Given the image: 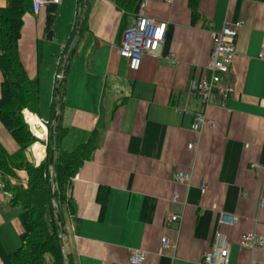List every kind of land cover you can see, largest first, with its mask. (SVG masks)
I'll return each mask as SVG.
<instances>
[{
    "label": "crops",
    "instance_id": "1",
    "mask_svg": "<svg viewBox=\"0 0 264 264\" xmlns=\"http://www.w3.org/2000/svg\"><path fill=\"white\" fill-rule=\"evenodd\" d=\"M117 1L61 0L35 14L25 0L22 16L19 57L43 100V111L31 114L47 127L61 74L56 114L65 134L58 150L72 151L94 133L95 149L70 186L74 212L64 211L71 264H128L132 248L146 252L142 264H202L218 230L230 242L229 264H249L241 236H264V60L258 58L264 0H132L126 8ZM7 2L0 0V8ZM142 2V14L165 22L167 30L155 55L131 71L116 48ZM236 21L242 26L225 78L232 94L223 106L216 95L210 98L205 115L214 126L195 132L190 126L201 105L190 80L204 72L212 33ZM33 135L39 142L26 157L38 164L47 138ZM35 143L43 148L38 154ZM178 171L191 173L188 184L173 179ZM0 190L9 197L1 178ZM174 214L180 222H169ZM220 217L233 222L220 224ZM18 232L17 211L8 212L0 197V264H8L6 256L18 247Z\"/></svg>",
    "mask_w": 264,
    "mask_h": 264
},
{
    "label": "trees",
    "instance_id": "2",
    "mask_svg": "<svg viewBox=\"0 0 264 264\" xmlns=\"http://www.w3.org/2000/svg\"><path fill=\"white\" fill-rule=\"evenodd\" d=\"M131 1L118 0L117 6L126 8ZM192 4L195 5V0ZM24 6L25 0H8L6 6L0 8V122L19 146L15 153H8L0 143L2 189L9 194L8 204L19 208V245L6 260L8 264H71L61 247L60 231L65 209L74 212L70 186L82 163L90 159L95 149L94 133L72 151L58 150V142L65 134L57 114L56 121H52L54 113L60 109L58 92L50 106L45 157L38 164L27 159L26 151L37 139L21 111L26 108L38 114L40 94L37 80L28 77L19 57ZM20 172L25 173V179L20 177ZM105 199L104 194L98 195L102 208Z\"/></svg>",
    "mask_w": 264,
    "mask_h": 264
},
{
    "label": "built area",
    "instance_id": "3",
    "mask_svg": "<svg viewBox=\"0 0 264 264\" xmlns=\"http://www.w3.org/2000/svg\"><path fill=\"white\" fill-rule=\"evenodd\" d=\"M171 2L172 0H166ZM32 10L37 14L42 8L49 5H59L61 0H31ZM145 3L142 2L140 11L132 26L127 27L121 41L116 48L118 56L123 58L129 70L136 71L140 68L144 56H154L158 47L163 44L166 36L167 24L158 22L151 17L142 14L141 9ZM242 26L241 21H236L233 26L224 23L222 28L212 33V48L204 72L199 77L190 80V89L199 99L201 108L193 115L191 130L200 132L203 125L214 126V122L205 115V108L213 95L217 96L219 106L232 94V87L225 82V78L231 71V66L236 55L235 39L237 30ZM258 58L264 60V49L258 54ZM61 79L57 74L55 81ZM27 112H24V120L29 124L30 129L35 133L34 125L28 119ZM42 125L43 123L40 122ZM45 125V123H44ZM189 149L194 144H188ZM173 179L177 182L188 184L191 180L190 172L178 171L174 173ZM177 195L173 196V200ZM264 207V199L259 202V208ZM180 222L181 216L171 215L169 222ZM220 224H231L233 218L224 220L220 217ZM61 236V235H60ZM168 246L167 239L161 238V248ZM239 246L250 254L249 264H264V236L256 233H245L241 236ZM230 242L226 235L218 230L214 235V242L211 248L204 253L202 264H229ZM257 255H260L257 258ZM146 259V252L138 249H130L128 252V264H142Z\"/></svg>",
    "mask_w": 264,
    "mask_h": 264
},
{
    "label": "rangeland",
    "instance_id": "4",
    "mask_svg": "<svg viewBox=\"0 0 264 264\" xmlns=\"http://www.w3.org/2000/svg\"><path fill=\"white\" fill-rule=\"evenodd\" d=\"M43 102V100H42V98H41V100H40V103H42ZM39 103V104H40ZM42 105V104H41ZM40 109H41V111H43V109H42V106L40 107V105H39V111H40ZM24 112H27V113H30L31 114V111H29L28 109H23L22 111H21V113H22V116H23V118H24ZM42 113V112H41ZM29 114V115H30ZM29 119H34V118H36L35 116H33V117H31V116H29L28 117ZM0 129L3 131V133L5 134V135H3L2 136V134H0V139H1V141H4V147L7 149V150H9V151H17L18 150V148H19V146H18V144H17V142L15 141V139L12 137V135L10 134V132L5 128V126L0 122ZM39 138H44L45 136H46V134H44V136H39V135H37ZM5 137V138H4ZM6 138L9 140V142H11V143H13V148H10V146H8V144H7V142H6ZM45 141V140H44ZM0 197H1V199H2V201H3V204H4V207L6 208V210L8 211V212H14L15 210L17 211V215H18V213H19V208L17 207V206H10V205H8V201H9V197H7V196H4L3 195V193H2V191L0 190ZM17 238L19 239V237H18V235H17ZM17 239V240H18ZM16 243H17V241H16ZM16 243L14 244V245H16ZM15 247V246H14ZM13 247V248H14ZM13 248H10V249H13ZM16 248H17V246H16ZM16 248H14L11 252H9V253H12ZM8 253V254H9Z\"/></svg>",
    "mask_w": 264,
    "mask_h": 264
},
{
    "label": "bare ground",
    "instance_id": "5",
    "mask_svg": "<svg viewBox=\"0 0 264 264\" xmlns=\"http://www.w3.org/2000/svg\"><path fill=\"white\" fill-rule=\"evenodd\" d=\"M31 116H33V115H31ZM29 117V116H28ZM30 122H32V124L34 125V129H35V134L36 135H41V136H44V134H46L45 133V127H44V125H42L41 123H40V121H38L36 118H34V119H30ZM38 127V128H37ZM41 150V149H43L42 147H41V145L39 144V143H35V145H34V150H35V152H36V154H38V150ZM43 151V150H42Z\"/></svg>",
    "mask_w": 264,
    "mask_h": 264
},
{
    "label": "water",
    "instance_id": "6",
    "mask_svg": "<svg viewBox=\"0 0 264 264\" xmlns=\"http://www.w3.org/2000/svg\"><path fill=\"white\" fill-rule=\"evenodd\" d=\"M66 62V58L64 59V63ZM58 92H59V85L58 83H56L55 88H54V97L57 98L58 97ZM57 112V111H56ZM56 112L54 113L53 117H52V121L55 122L56 121ZM38 128V127H37ZM45 131V130H44ZM49 163H52V158H50ZM58 223H60V221L58 220ZM60 239H61V247L64 249V241H63V235L60 234Z\"/></svg>",
    "mask_w": 264,
    "mask_h": 264
}]
</instances>
